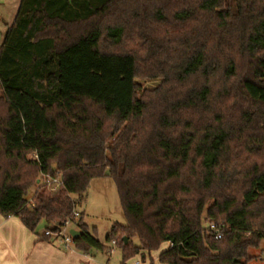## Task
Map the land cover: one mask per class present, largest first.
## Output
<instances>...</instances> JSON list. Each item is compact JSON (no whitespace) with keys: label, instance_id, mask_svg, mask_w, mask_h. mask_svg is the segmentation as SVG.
Masks as SVG:
<instances>
[{"label":"trees","instance_id":"trees-1","mask_svg":"<svg viewBox=\"0 0 264 264\" xmlns=\"http://www.w3.org/2000/svg\"><path fill=\"white\" fill-rule=\"evenodd\" d=\"M104 176L122 264H249L264 241V0H20L0 44V215L48 240L40 223L57 230ZM82 216L74 248L106 252Z\"/></svg>","mask_w":264,"mask_h":264},{"label":"rangeland","instance_id":"rangeland-1","mask_svg":"<svg viewBox=\"0 0 264 264\" xmlns=\"http://www.w3.org/2000/svg\"><path fill=\"white\" fill-rule=\"evenodd\" d=\"M16 0H0V16L1 13L6 9L12 8ZM1 28V26H0ZM2 28L0 29V32ZM4 30V29H3ZM137 82L144 89H154L157 87L161 79L160 78H139ZM37 186H34L29 192V199L33 197L34 192L37 190ZM77 209L81 211L83 215V223L87 226L88 231L97 237L104 245L108 247L107 251L112 247L111 241H107L106 237L113 227V225L120 223H125L124 212L119 200L117 187L110 176H104L101 178L94 179L91 182V186L88 192L84 195L81 202L77 204ZM209 219H205V227H208ZM75 228L79 226L77 224L73 225ZM46 222L42 221L38 226V233H42L45 230ZM79 229V228H78ZM164 244L161 250L166 247ZM74 248V243L71 245ZM75 249V248H74ZM76 251H79L75 249ZM102 252L100 250L92 249L88 251V255L93 257L95 264H122V250L121 248L115 247L114 252L109 254L108 252ZM80 252V251H79ZM83 253V252H80ZM84 254V253H83ZM159 252L144 253L140 254L143 258L144 264H150L152 261L155 264L158 263L157 256ZM250 255L253 256L249 264H264V241L260 249H250ZM144 256V257H143ZM141 258V259H142ZM139 260L135 257L126 264H136Z\"/></svg>","mask_w":264,"mask_h":264},{"label":"crops","instance_id":"crops-1","mask_svg":"<svg viewBox=\"0 0 264 264\" xmlns=\"http://www.w3.org/2000/svg\"><path fill=\"white\" fill-rule=\"evenodd\" d=\"M19 5L20 0H16L12 8L1 13L0 26L2 32H0V44L6 30L16 18ZM74 229L79 230L75 227ZM0 264L95 263L93 257L88 253H80L72 247L66 248L53 236H50L48 240L39 239L38 235L29 231L19 218L0 215Z\"/></svg>","mask_w":264,"mask_h":264},{"label":"built area","instance_id":"built-area-1","mask_svg":"<svg viewBox=\"0 0 264 264\" xmlns=\"http://www.w3.org/2000/svg\"><path fill=\"white\" fill-rule=\"evenodd\" d=\"M33 157H36L35 154H33ZM42 184H47L51 187L52 190L57 189L59 186H61L62 180L58 177H52V176H44L42 178ZM81 218V211L77 209V207L74 208L72 211L71 216L67 217L62 221V223L58 224V229L53 230H45V234L49 236H53L55 239H57L60 243H62L66 248H71V245L74 243V237L70 233L71 229L74 228V224H77L78 221ZM208 232L212 234L216 239H220L222 237V230L217 227V225L213 222H208ZM112 247L107 251L109 254H112L114 252L115 247H118L117 242L115 240L111 241ZM136 264H144L140 259L136 262Z\"/></svg>","mask_w":264,"mask_h":264},{"label":"water","instance_id":"water-1","mask_svg":"<svg viewBox=\"0 0 264 264\" xmlns=\"http://www.w3.org/2000/svg\"><path fill=\"white\" fill-rule=\"evenodd\" d=\"M70 233L72 234V236L75 239V238H77L80 235L81 231L73 228V229H71ZM125 239H126V237H125Z\"/></svg>","mask_w":264,"mask_h":264}]
</instances>
